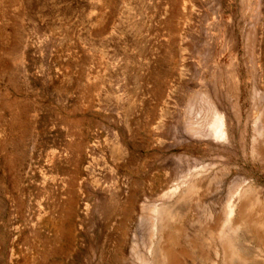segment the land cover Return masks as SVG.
I'll return each mask as SVG.
<instances>
[{
  "label": "rangeland",
  "instance_id": "1",
  "mask_svg": "<svg viewBox=\"0 0 264 264\" xmlns=\"http://www.w3.org/2000/svg\"><path fill=\"white\" fill-rule=\"evenodd\" d=\"M250 199L264 0H0V264H264Z\"/></svg>",
  "mask_w": 264,
  "mask_h": 264
},
{
  "label": "bare ground",
  "instance_id": "2",
  "mask_svg": "<svg viewBox=\"0 0 264 264\" xmlns=\"http://www.w3.org/2000/svg\"><path fill=\"white\" fill-rule=\"evenodd\" d=\"M212 125L213 126L211 130V134L215 136L216 138H219V139L223 138L225 136V132L223 130L222 118L216 115L215 122L214 124L212 123ZM257 204H258L257 200H251V199L248 200L247 205H245V209H243L240 213L241 217L238 222H233L232 220L233 215H234V206L228 205V217L227 218H228V222L232 221L233 223L232 227H233L234 233L239 228L244 229L243 234H241V241H244V242L249 241L252 244L256 245L258 248H264V235L261 233V231H264V206L257 205ZM253 211H254V214L251 213ZM236 242L237 240L236 241L233 240L231 236L227 238L226 243L223 246V256H227L231 260L227 264H237V261H239L241 264L246 262L245 255L242 252V250L238 251ZM238 242H239V239H238ZM188 254H189L188 251H186L185 249H182L179 251L163 249L162 250V256H163L162 261L164 264H184L182 258H185V256ZM222 264H226L225 258H223Z\"/></svg>",
  "mask_w": 264,
  "mask_h": 264
}]
</instances>
